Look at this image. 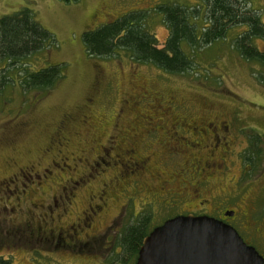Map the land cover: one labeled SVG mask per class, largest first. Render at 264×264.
<instances>
[{"label": "rangeland", "instance_id": "1", "mask_svg": "<svg viewBox=\"0 0 264 264\" xmlns=\"http://www.w3.org/2000/svg\"><path fill=\"white\" fill-rule=\"evenodd\" d=\"M161 1L0 0V14L27 6L56 37L31 65L64 64L51 89L24 91L15 78L0 91V255L12 264H135L108 257L142 212L149 228L187 211L224 217L264 257V82L254 76L263 66L228 37L195 51L185 73L85 52L84 30L131 9L147 10L161 46L167 28L153 10ZM251 4L264 9V0ZM223 119L225 133L206 125ZM135 161L140 173L114 179Z\"/></svg>", "mask_w": 264, "mask_h": 264}, {"label": "trees", "instance_id": "2", "mask_svg": "<svg viewBox=\"0 0 264 264\" xmlns=\"http://www.w3.org/2000/svg\"><path fill=\"white\" fill-rule=\"evenodd\" d=\"M153 10L167 28L161 46L149 28L147 10L131 9L84 30L80 39L85 52L94 57L122 52L135 63L151 64L169 73H185L194 68L195 51L228 37L230 46L241 58L264 68V49L257 45L261 42L264 46V9L254 8L251 0H197L193 4L164 0ZM56 45L54 34L36 20L27 6L0 14V91L15 78L24 91L51 89L62 78L64 64L55 62L34 68L29 59ZM254 76L264 82V70H257ZM133 218L137 221L125 226L113 239L109 259H136L149 227H145L146 212ZM0 264L12 262L0 255Z\"/></svg>", "mask_w": 264, "mask_h": 264}, {"label": "water", "instance_id": "3", "mask_svg": "<svg viewBox=\"0 0 264 264\" xmlns=\"http://www.w3.org/2000/svg\"><path fill=\"white\" fill-rule=\"evenodd\" d=\"M135 264H264V261L230 224L213 216L188 213L173 216L152 228L141 241Z\"/></svg>", "mask_w": 264, "mask_h": 264}, {"label": "flooded vegetation", "instance_id": "4", "mask_svg": "<svg viewBox=\"0 0 264 264\" xmlns=\"http://www.w3.org/2000/svg\"><path fill=\"white\" fill-rule=\"evenodd\" d=\"M207 125V127H210L211 125H213V127H216V128H218L219 130H221L220 132H226V130L229 128V125H228V123H227V121L225 120V119H223V120H221V121H218V122H212L211 124H206ZM172 138H174V139H172L171 140V144H175L174 142H173V140H175V141H177L175 138H177V137H174V136H172ZM178 142V141H177ZM180 149H177L176 151H174V152H172V154L173 153H176V152H178ZM127 156H129L128 154H126ZM209 156L211 157L208 161V163H210V167H211V169L212 168H214L215 167V165H212V164H216V160L214 159V149H211V150H209ZM217 157H218V155H217ZM219 158V157H218ZM130 159H133L132 157L130 158ZM196 160V159H195ZM196 163H198V161H196ZM100 165V164H99ZM121 165H123L124 167H125V169H121V168H119V171L114 175V179H116V178H118V176L120 175V172L121 171H126L127 173H131V174H138V173H140V169H141V167L143 166V163L142 162H138V161H135V162H133L132 163V165H130V163L129 162H127L126 163V166L124 165V164H121ZM101 166V165H100ZM183 171V169H181L179 172H182ZM122 173V172H121ZM191 175L193 176V174H192V172H191ZM174 176H175V174H174ZM22 181L24 182V174H23V178H22ZM164 183H166V182H164ZM23 186H24V184H22ZM104 185H106V184H104ZM186 186V185H185ZM186 187H190L189 185H187ZM173 194V193H172ZM102 197H103V195H102V193L100 194V196H99V199H102ZM92 199V198H91ZM100 210V209H99ZM229 212H231L232 213V215H228V213ZM96 213V210L95 209H93L92 207H91V212L90 213H88V212H86L85 214H84V221L86 222V226H88V225H90L91 223V221H92V218H90L93 214H95ZM188 213H190L189 211H187L185 214H188ZM192 214V213H191ZM224 216H233L234 215V211H232V210H230V211H224ZM178 215H182V213H180V214H178ZM169 218H171V217H167L166 219H169ZM165 219V220H166ZM217 219H219V220H221V221H223V222H225V223H227L225 220H226V218H224V217H221V218H217ZM164 220V221H165ZM229 224V223H228ZM231 225V224H230ZM232 226V225H231ZM155 227V226H154ZM154 227H152V228H154ZM152 228H150V229H152ZM259 252V251H258ZM260 253V252H259ZM262 257H263V255H262ZM263 261H264V257H263Z\"/></svg>", "mask_w": 264, "mask_h": 264}]
</instances>
